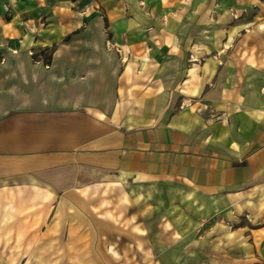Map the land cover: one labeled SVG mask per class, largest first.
Instances as JSON below:
<instances>
[{
  "label": "crops",
  "instance_id": "1",
  "mask_svg": "<svg viewBox=\"0 0 264 264\" xmlns=\"http://www.w3.org/2000/svg\"><path fill=\"white\" fill-rule=\"evenodd\" d=\"M55 1L45 21L41 0H7L9 19L0 8L3 200L71 203L77 180L115 176L211 225L207 262L264 264V31L196 44L219 0ZM47 48L49 69L32 64L27 50Z\"/></svg>",
  "mask_w": 264,
  "mask_h": 264
},
{
  "label": "rangeland",
  "instance_id": "2",
  "mask_svg": "<svg viewBox=\"0 0 264 264\" xmlns=\"http://www.w3.org/2000/svg\"><path fill=\"white\" fill-rule=\"evenodd\" d=\"M55 2L41 0V5L46 6L43 21L54 14ZM219 2L223 7L222 17H216L221 22L215 23L214 13L207 11L209 25L200 28L207 33V40L228 34L242 39L264 31V0ZM215 3L208 1L206 5L213 7ZM0 8L6 19L12 18L7 0H0ZM225 13L231 18V25L223 24ZM154 29L160 34L169 31L165 26ZM106 30L111 41L106 47L116 51L108 21ZM54 51L55 48H47L27 50V53L32 64L40 63L49 69ZM4 63L5 59L1 65ZM127 189L118 183L101 186L98 178L77 186L70 195L71 203H60L58 196L46 191H23L21 196L15 191L13 203L4 201L0 195V264H213L204 260L208 254L205 236L211 225L191 218L168 200L162 189L152 194V199L145 189L134 188L136 196H131ZM9 206L15 214L12 218L4 214Z\"/></svg>",
  "mask_w": 264,
  "mask_h": 264
},
{
  "label": "bare ground",
  "instance_id": "3",
  "mask_svg": "<svg viewBox=\"0 0 264 264\" xmlns=\"http://www.w3.org/2000/svg\"><path fill=\"white\" fill-rule=\"evenodd\" d=\"M194 18V17H193ZM192 23V17H191V20L189 21V24H191ZM207 25H209V23H207ZM206 25V26H207ZM205 26V27H206ZM204 29V28H203ZM200 33V35H199V37H198V39H197V41H196V44H199V43H203V44H208V36L206 35L207 33L205 32V31H200L199 32ZM247 98H249V92L248 91H246V94L243 96V99L244 100H246ZM117 178L115 177V176H110V177H108V176H99V180H100V185L101 186H104V187H109V186H112V182H113V180H116ZM76 183H77V185L78 186H81V184H82V179H80V180H77L76 181ZM34 186H36V187H38L39 188V186L37 185V183H35L34 182ZM82 188H84V187H82ZM126 188H128L127 190H129V192H130V195L131 196H136V191L134 190V189H132L131 188V186H127ZM13 192H10L9 193V196H8V198H7V200L9 201V202H11V200H13L14 201V199H15V195H11ZM24 192L23 191H19V192H17V194L19 195V196H21L22 194H23ZM147 193H148V197H150L151 199H152V193H151V191H147ZM129 195V196H130ZM5 199V198H4ZM11 203H13V202H11ZM10 205V204H9ZM7 210H10L9 212H11V211H13L11 208H10V206L9 207H7Z\"/></svg>",
  "mask_w": 264,
  "mask_h": 264
},
{
  "label": "trees",
  "instance_id": "4",
  "mask_svg": "<svg viewBox=\"0 0 264 264\" xmlns=\"http://www.w3.org/2000/svg\"><path fill=\"white\" fill-rule=\"evenodd\" d=\"M49 60V59H48ZM50 61V60H49Z\"/></svg>",
  "mask_w": 264,
  "mask_h": 264
}]
</instances>
